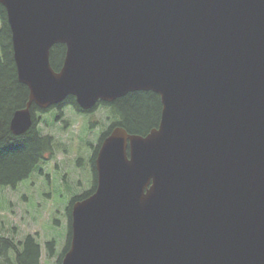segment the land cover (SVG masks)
Wrapping results in <instances>:
<instances>
[{
  "label": "water",
  "instance_id": "obj_1",
  "mask_svg": "<svg viewBox=\"0 0 264 264\" xmlns=\"http://www.w3.org/2000/svg\"><path fill=\"white\" fill-rule=\"evenodd\" d=\"M29 105L161 101L146 134L115 127L97 186L71 205L60 264H264V0H0ZM65 45L55 70L50 51Z\"/></svg>",
  "mask_w": 264,
  "mask_h": 264
},
{
  "label": "rangeland",
  "instance_id": "obj_2",
  "mask_svg": "<svg viewBox=\"0 0 264 264\" xmlns=\"http://www.w3.org/2000/svg\"><path fill=\"white\" fill-rule=\"evenodd\" d=\"M67 110L63 116L67 119L65 126L57 120L58 110H49L42 117L39 114L36 122L39 132L54 137L53 156L40 161L15 186L0 184V236L18 242L27 234L32 235L40 245L41 264L58 263L68 236V207L74 196L94 184L93 155L99 127L105 129L111 115L107 106L96 107L93 116L83 118L74 110ZM90 119L96 121L92 132L88 128ZM51 240L53 253L47 246ZM1 261L0 255V264Z\"/></svg>",
  "mask_w": 264,
  "mask_h": 264
},
{
  "label": "trees",
  "instance_id": "obj_3",
  "mask_svg": "<svg viewBox=\"0 0 264 264\" xmlns=\"http://www.w3.org/2000/svg\"><path fill=\"white\" fill-rule=\"evenodd\" d=\"M0 184L15 186L27 177L42 160L53 155L54 137L43 135L31 125L26 131L15 134L10 130V118L15 109L25 105L28 87L17 77L5 8L0 4ZM65 45L58 43L50 51V63L55 70L62 65ZM75 103L71 95L64 99ZM114 113V124L123 125L129 133L146 134L158 124L161 102L157 93L151 90H137L114 99L110 104ZM33 106V105H32ZM119 117V118H118ZM68 236L61 257L67 250L71 237V204L68 207ZM53 253L54 241L47 242ZM11 250V251H10ZM2 264H41L40 246L30 234L24 237L20 247L12 239L0 237Z\"/></svg>",
  "mask_w": 264,
  "mask_h": 264
},
{
  "label": "flooded vegetation",
  "instance_id": "obj_4",
  "mask_svg": "<svg viewBox=\"0 0 264 264\" xmlns=\"http://www.w3.org/2000/svg\"><path fill=\"white\" fill-rule=\"evenodd\" d=\"M1 25H2V20H1V17H0V28H1ZM9 26V25H8ZM10 29V28H9ZM10 38H11V31H10ZM0 53H1V45H0ZM28 96H29V90H28ZM27 102H28V99H27V101H26V103H25V105L24 106H22V107H19V108H17V109H21V108H24V107H26L27 106ZM112 101H99V102H97V104H95L94 106H92L91 108H88V109H83V108H81L78 104H77V102L75 101V103H66V102H64V100L63 101H61V102H58V103H54V104H51V105H49L48 107H45V108H40L39 106H37L35 103H31L30 105H29V111H30V113H31V118H32V122H31V125H34V128L36 129V130H38L37 128H38V124L36 123L38 120H39V117H40V115L39 114H41V117L43 116V114L45 113V112H47V111H49V110H58L59 111V115H58V117H57V120H59L62 124H64V126L65 125H67V119H63V116H64V112H65V109L67 108L68 110H70L71 112L74 110L78 115V117H81V118H83V117H87V116H90V115H92V113H93V111L95 110V108L96 107H99V106H107L108 108H109V112H110V116H109V122H108V124H107V126H106V128L105 129H103L102 127H99L100 128V130H101V132H100V137H99V141H98V143H97V145H96V149H95V152H94V155H93V164H94V171H95V181H94V184H93V186H92V188L91 189H89L88 191H86V192H84V193H80V194H78V195H76V196H74L73 198H72V200H71V202H70V204L72 205L74 202H76V201H78V200H82V199H84V198H86V197H88L94 190H95V188H96V186H97V181H98V178H97V170H96V165H95V159H96V156H97V153H98V151H99V148H100V146H101V143H102V141L104 140V138L106 137V136H108L110 133H111V131L115 128V127H122V128H124L123 127V125H119V124H114V113L112 112V110L110 109L111 108V103ZM161 102V101H160ZM106 103H109L110 105H108V104H106ZM33 105V106H32ZM65 108V109H64ZM17 109H15V110H17ZM14 110V111H15ZM67 110V111H68ZM13 114V113H12ZM160 115H161V110H160ZM93 116V115H92ZM12 117V116H11ZM110 117H111V119H110ZM119 118V117H118ZM11 119V118H10ZM83 120V119H82ZM159 120H160V116H159ZM159 120H158V122H159ZM96 121H93V119H90V121L88 122V128H89V131L90 132H92V131H94L93 129H95V127H93L94 126V123H95ZM30 125V126H31ZM90 125V126H89ZM29 126V127H30ZM9 127H10V124H9ZM92 129V130H91ZM125 129V128H124ZM11 130V129H10ZM126 130V129H125ZM12 131V130H11ZM127 131V130H126ZM13 132V131H12ZM38 132H39V130H38ZM128 132V131H127ZM14 133V132H13ZM23 133V132H22ZM39 133H41V134H43V135H51V134H48V133H42V132H39ZM129 133V132H128ZM136 134H138V133H136ZM52 136V135H51ZM53 154H54V151H53ZM53 156V155H52ZM51 156V157H52ZM50 157V158H51ZM48 160V159H47ZM28 235V234H27ZM0 237H4V238H8V239H12V238H9V237H5V236H0ZM70 239H71V237H70ZM13 241H14V239H12ZM24 239H20L18 242H15V243H17L18 244V247H20V243H21V241H23ZM69 245H70V241H69ZM69 245H68V247H69ZM40 246V245H39ZM11 251V250H10ZM53 252H54V250H53ZM61 260H62V258H61ZM61 263V262H60Z\"/></svg>",
  "mask_w": 264,
  "mask_h": 264
}]
</instances>
